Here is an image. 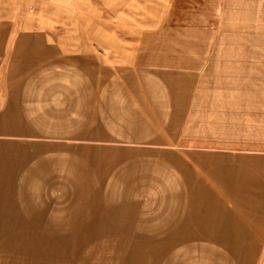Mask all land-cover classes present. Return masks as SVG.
<instances>
[{
    "label": "crops",
    "instance_id": "crops-1",
    "mask_svg": "<svg viewBox=\"0 0 264 264\" xmlns=\"http://www.w3.org/2000/svg\"><path fill=\"white\" fill-rule=\"evenodd\" d=\"M20 1L26 13L0 22V264L256 258L264 166L249 150H193L225 143L186 137L191 72L166 49L118 41L89 1L56 0L72 9L54 8L71 25L60 39L48 7L27 16Z\"/></svg>",
    "mask_w": 264,
    "mask_h": 264
},
{
    "label": "rangeland",
    "instance_id": "rangeland-1",
    "mask_svg": "<svg viewBox=\"0 0 264 264\" xmlns=\"http://www.w3.org/2000/svg\"><path fill=\"white\" fill-rule=\"evenodd\" d=\"M86 1L102 12L106 25L117 31L118 41L166 49L176 56L177 66L191 72L195 97L187 138L238 144L193 150L225 154L249 150L247 156L264 166V0H109L106 8L99 0ZM22 3L0 0V22L9 14H16L15 20L24 15ZM64 5L56 0H27V16L37 17L44 14L40 9L48 7L52 37L66 38L71 28L68 19L52 17L54 8ZM118 11L121 18L113 15ZM35 141L29 139L27 145ZM260 173L264 178L262 167ZM256 255L244 264H264V243L257 246Z\"/></svg>",
    "mask_w": 264,
    "mask_h": 264
}]
</instances>
